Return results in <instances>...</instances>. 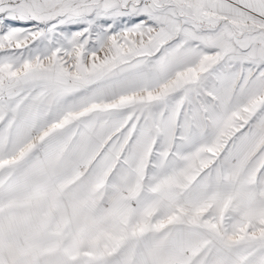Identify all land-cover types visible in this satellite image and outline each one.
<instances>
[{"label": "snow or ice", "instance_id": "obj_1", "mask_svg": "<svg viewBox=\"0 0 264 264\" xmlns=\"http://www.w3.org/2000/svg\"><path fill=\"white\" fill-rule=\"evenodd\" d=\"M0 264H264V0H0Z\"/></svg>", "mask_w": 264, "mask_h": 264}]
</instances>
